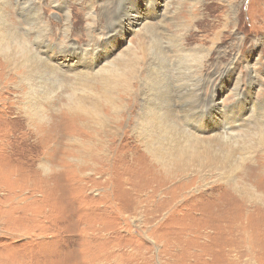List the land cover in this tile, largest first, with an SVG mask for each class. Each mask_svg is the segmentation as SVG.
Segmentation results:
<instances>
[{
  "label": "rangeland",
  "instance_id": "1",
  "mask_svg": "<svg viewBox=\"0 0 264 264\" xmlns=\"http://www.w3.org/2000/svg\"><path fill=\"white\" fill-rule=\"evenodd\" d=\"M28 1L25 37L0 0V264H264V0H155L154 17L136 0L141 22L113 34L110 0ZM153 30L171 89L209 52L193 131L177 104L164 131L143 120Z\"/></svg>",
  "mask_w": 264,
  "mask_h": 264
},
{
  "label": "bare ground",
  "instance_id": "2",
  "mask_svg": "<svg viewBox=\"0 0 264 264\" xmlns=\"http://www.w3.org/2000/svg\"><path fill=\"white\" fill-rule=\"evenodd\" d=\"M154 1L155 0H149L148 7L146 6L145 8L147 13L150 14L152 17H154L156 14V7L152 5ZM125 2L126 5L124 4ZM16 4L17 9L25 11L24 23L26 28L24 29V36L27 37L30 32H33V27H31V23L38 18V15L32 13L33 11H35V6L28 0H16ZM108 4L109 8L115 12L114 15H116V21H114L112 26L108 29V34H113L117 31H123L124 25L130 26L129 28L133 29L134 24H138L141 22V19L140 21L138 19L139 11L138 6L136 4V0H110ZM57 6L59 10L65 11L63 7V1L58 3ZM103 13L104 10L100 13V15H103ZM106 13L107 9L105 10V14ZM86 14L89 25L88 28L95 26L96 23H98V13L95 12V7H89V11ZM64 15L65 20H67L69 18L68 12H64ZM163 15H165V13H163ZM147 29L150 30V27L148 26ZM65 34H67V30ZM41 36L42 35L35 37V39L32 41V47L30 48L31 55L38 62H42V55H40L38 49L39 47H41L40 44L43 42ZM149 37L150 38L146 44L147 47H151L158 43V52L152 55L151 57H145L144 59L142 58L141 67L137 71V75L143 83V88L141 92L144 96L146 95V98L143 99V120L148 125H153L155 129L159 131H164L170 126V122L174 116L173 112L177 104L182 108L181 117L183 118V122L188 126L190 125V127L187 129L193 131L192 123H194L196 120L201 122V119H196V117L194 116L189 117L188 110L192 106V104L186 101V99L184 100L183 98L196 94V91L199 88L198 82L201 80V74L199 72L201 69L200 67L203 66V61L205 62V58H208L207 55L209 54V52L201 53L200 51L199 53H197L199 63L196 65V68L193 71L191 70L192 72L190 71V73L184 76V81H181L180 84H177L173 87L174 89H171L170 86L172 85V83L168 79L170 64L167 58V49L164 46V43L162 42L157 31L155 32L153 30L150 33ZM190 39L191 38H189L188 36L182 37V41L178 43V46H185L184 44L186 43L184 41H188ZM16 41H20L24 44L26 42V39L24 37H21L17 31H14L10 33V36L8 37V42L15 43ZM94 65L97 64L95 63ZM42 66H47V64L42 63ZM176 97L177 99H175ZM241 107L242 103L237 104L234 107V110H232L227 116H223V120H231L234 124H236L237 120L240 118L239 111ZM223 128H225V126ZM187 129L185 127L184 130L182 129L181 131L184 132V134H186L187 136H189V132H186L189 131ZM222 133L223 136L220 135L218 137L220 139V142L222 143V145L228 144V140H230V138H228V136L230 135V132H228V128H225L220 134Z\"/></svg>",
  "mask_w": 264,
  "mask_h": 264
}]
</instances>
